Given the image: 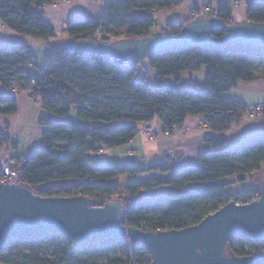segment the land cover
Wrapping results in <instances>:
<instances>
[{"label": "trees", "instance_id": "16d2710c", "mask_svg": "<svg viewBox=\"0 0 264 264\" xmlns=\"http://www.w3.org/2000/svg\"><path fill=\"white\" fill-rule=\"evenodd\" d=\"M61 1L0 0V22L20 35L47 40L54 37V28L31 7ZM180 3V0H108L104 15L96 20L70 18L65 26L67 37L63 40L97 43L177 35L186 22L200 17L197 10L189 19L166 23L160 31L153 33L150 29L155 20L150 14L174 8ZM215 16L226 24L234 22L231 3L224 1L218 5ZM244 20L264 21V1L247 3ZM210 33L221 37L224 30L214 28ZM63 40L47 53L41 67L35 65L26 45H0L2 86H8L14 79L24 90L33 79L35 93L42 96L41 105L46 111L59 117L70 112L75 114L69 123L39 119L42 127L40 146L22 156L25 160L17 165L21 185L34 191V186L46 182L73 180L69 186L44 188L37 194L73 196L79 193L95 199L99 205L119 200L127 206L124 225L152 232L195 225L230 200L248 203L258 198L254 185L264 177L234 195L226 192L229 184L223 180L232 175H247L251 180L264 172V137L226 149L224 139L207 135L197 157L198 166L176 171L171 167L180 157L178 149L163 153L160 162L151 163L146 168L132 164H98L87 154L126 144L139 125L154 117L161 120L164 131L168 132L173 127H180L188 115L206 118L207 128L212 133L227 129L241 119L246 106L225 94L238 81L264 77V49L232 44L186 47L155 51L144 59L157 78L173 77L176 83L181 72L205 67V90H192L181 85H152L144 76L142 60L130 59L128 67H121L106 54L62 50L58 44ZM0 102L6 103L0 113H15L14 97L0 96ZM261 116L264 117V104ZM7 139V135L0 132V147ZM146 171L166 175L131 178L122 188L111 182L121 175L134 176ZM189 184H195V188L143 201H127L142 189L158 186L183 188ZM44 242L52 246L48 252L40 253ZM20 246L26 251H21ZM225 251L235 256L264 255V239L253 241L246 236H234L227 240ZM149 262L147 248L127 238L110 237L78 243L59 232L47 231L32 238L11 239L0 247V264Z\"/></svg>", "mask_w": 264, "mask_h": 264}, {"label": "water", "instance_id": "95a60500", "mask_svg": "<svg viewBox=\"0 0 264 264\" xmlns=\"http://www.w3.org/2000/svg\"><path fill=\"white\" fill-rule=\"evenodd\" d=\"M214 28L223 29L224 34L212 36L210 31ZM225 44L264 49V21L226 24L215 15H203L186 22L177 35L97 43L67 39L58 47L106 54L117 63L119 58L143 60L155 51ZM254 186L259 194L255 200H230L195 225L152 232L124 225L127 206L119 200L99 205L83 195L43 196L23 185L0 182V247L11 239L53 231L78 243L127 238L147 248L148 264H264L263 254L235 256L225 251L227 240L234 236H246L253 241L264 239V178ZM174 194L178 193L168 195Z\"/></svg>", "mask_w": 264, "mask_h": 264}, {"label": "crops", "instance_id": "0c3cea01", "mask_svg": "<svg viewBox=\"0 0 264 264\" xmlns=\"http://www.w3.org/2000/svg\"><path fill=\"white\" fill-rule=\"evenodd\" d=\"M107 1L108 0H63L55 5H45L42 7L33 6L31 10L40 13L41 17L54 28V37L44 40L23 36L0 22V45H12L17 43L26 45L33 57L35 65L41 67L46 60L47 53L56 45L57 40L62 36L67 37L66 32L63 31V29L65 30L64 26H66V22L70 18L98 19L104 15ZM180 1L181 3L174 8L156 11L150 14L155 20L154 32L160 31L166 23L189 19L193 15L194 10H199L203 6H205L203 10L204 13L209 14L224 1L231 3L232 15L234 17L236 16L237 18L241 17L244 19L247 3L264 0H208V5H204L206 0ZM234 1L239 3L234 5ZM206 6L208 8H206ZM204 77L205 67H201L197 71L181 72L177 83L174 81L173 77H165L162 80L164 81L163 86L181 85L192 90H205ZM4 95H8L7 91L4 86L0 84V96ZM225 95L244 104L246 108H250L255 104L262 105L264 104V77L248 82L238 81ZM15 102V113H0V132L11 137L14 158L25 156L30 151L40 146L42 127L38 123L39 119L69 123L75 118L74 112H70L69 115L63 117L49 113L42 107L41 101L36 95L29 94L25 91H21L17 94ZM5 106L6 103L0 102V109ZM202 119L200 115H188L184 118L183 126L188 127L189 130L184 131L182 129H177L165 134L161 120L158 117H154L151 121L142 124L154 133L153 138L150 139L148 134L141 132V130H137L132 139L126 144L116 147V151L122 155L135 153L138 159L136 163L132 165L146 168L151 163L160 162L163 153L178 149L180 157L171 167L172 170L176 171L198 166L197 157L204 147L203 140L207 135L214 134L216 137L224 139L226 141V149H232L257 137H264V117L253 118L243 115L238 122L230 124L227 129L217 133H212L208 128H203L201 124ZM102 149L99 152L89 153L98 154ZM208 149H211V147H208ZM100 158L101 157H99V159ZM103 159L107 160L108 158L105 157ZM121 165L124 164L122 163ZM141 174L144 173L131 176V178L144 179L143 177L145 176ZM150 176H152V174ZM223 181L229 184L226 192L230 195H234L249 187L247 175H232L225 178ZM188 186L189 185H186L183 188L161 186L158 187V189L160 188L158 193H153L150 192L152 190H149V194L137 195L138 197H135L132 202L143 201L172 193H181L187 190Z\"/></svg>", "mask_w": 264, "mask_h": 264}, {"label": "built area", "instance_id": "2783aa9c", "mask_svg": "<svg viewBox=\"0 0 264 264\" xmlns=\"http://www.w3.org/2000/svg\"><path fill=\"white\" fill-rule=\"evenodd\" d=\"M237 4V2H235ZM50 5H55V4H50ZM207 8V6H206ZM201 13L203 14V9H201ZM212 15H215V12L211 13ZM236 17V16H235ZM233 16L234 21H243L244 19L241 17H236ZM121 67H128L130 63V59L127 58H119V61L117 62ZM144 76H147L146 73H144ZM35 81L33 79H30L29 82L26 84V88L22 90L18 85L17 82L14 79H11L9 82V85L4 87L7 91V94L11 97H16L17 94L21 91H25L29 94H34L36 95L40 101H41V95L39 93H35ZM261 110H262V105L261 104H255L251 108H249L246 112V116L249 117H254V118H260L261 116ZM202 127L207 128V121L206 118L202 117ZM177 129H182L184 131L189 130L188 127L186 126H181V127H173L172 130H177ZM137 130H141V132L148 134L149 138H153L154 134L149 130L144 125L140 126V129L137 128ZM136 130V131H137ZM165 134H168V131H164ZM8 139L7 141L0 147V182L5 183V184H19L20 183V173L17 169V165L19 162H22L25 160L24 157H20L19 160L15 159L12 153V140L10 136H7ZM58 181V180H56ZM62 181V180H61ZM55 181H50L46 182L40 185L34 186V192L37 193V191L44 189V188H53L52 184ZM61 187V186H60ZM74 195H81L79 193L74 194ZM87 197V196H86Z\"/></svg>", "mask_w": 264, "mask_h": 264}, {"label": "rangeland", "instance_id": "374dc122", "mask_svg": "<svg viewBox=\"0 0 264 264\" xmlns=\"http://www.w3.org/2000/svg\"><path fill=\"white\" fill-rule=\"evenodd\" d=\"M235 2H237V1H234V5H236L235 4ZM237 3H239V2H237ZM204 5H208L207 3H205ZM233 5V6H234ZM204 7L205 6H203L201 9H203L204 10ZM208 8V7H207ZM201 9H199V10H197V13H198V15L199 16H203V15H207L206 13H204V11H203V14L201 13ZM212 12H215V10H213ZM211 12V13H212ZM211 13H209V15H211ZM232 18H233V15H232ZM65 27V26H64ZM154 29H155V27H152L151 29H150V31L153 33L154 32ZM63 31H65L64 29H63ZM63 39H66V37H60L58 40H57V42H59L60 40H63ZM142 66L144 67V70H143V72L144 73H146L147 74V77H146V79L152 84V85H163L164 84V81L162 80V79H160V78H157L156 76H155V73H154V71L150 68V67H148V64H147V62H146V60H142ZM252 107V106H251ZM250 107V108H251ZM249 108H246V111H245V113H244V115H246V112H247V110H248ZM254 118V117H253ZM142 125V124H141ZM140 125V126H141ZM89 126H91V125H89ZM181 126H183V124L181 125ZM180 126V127H181ZM139 128V127H138ZM140 129V128H139ZM173 131V130H172ZM152 132V131H151ZM153 133V132H152ZM170 133V132H169ZM154 134V133H153ZM149 137V136H148ZM121 146V145H120ZM101 150V149H100ZM100 150H98L97 152H99ZM87 156H89V157H93L94 159H95V161L98 163V164H104V165H121L122 163L124 164V165H126V164H134V163H136V161H137V159H138V156L135 154V153H130L129 155H127V154H124V155H122V154H119L117 151H116V147H114V148H103L102 149V151L100 152V153H98V154H96V153H88L87 154ZM98 157V158H97ZM99 157H101L100 159H99ZM108 158L107 160L106 159H103V158ZM144 174H141V175H143V176H145V177H143L144 179H148V178H150V177H163V176H165L166 174H164V173H159V172H149V171H146V172H143ZM152 174V176H150ZM150 176V177H149ZM260 176H264V172H262V173H260V174H258V175H256L255 176V178H253V179H251V180H249V185H252L253 184V182L256 180V179H258ZM128 178H131V176H129V175H121V176H119L118 178H116V179H114V180H112L111 182L112 183H116L117 184V186L119 187V188H122V186H124L125 184H126V182L128 181L127 179ZM249 179V178H248ZM72 182H74L73 180H58V181H55L53 184H52V186H54V187H60V186H69ZM110 183V182H109ZM158 187H161V186H158ZM158 187H153V188H151V189H148V190H144V189H142L138 194H136V195H134V196H132V197H129L128 199H127V201H132L135 197L137 198L138 196L137 195H139V196H141V195H143V194H149L150 192H153V193H158V191L160 190V188L158 189ZM195 188V184H189V186H188V191H190V190H193ZM149 190H152V191H150L149 192ZM160 193V192H159ZM113 199H115V197L113 198ZM46 242V241H45ZM44 242V243H45ZM52 245H51V243H45V245L42 247V250L40 251V253H45V252H48L49 251V249H50V247H51ZM19 249L21 250V251H26V248L24 247V246H20L19 247Z\"/></svg>", "mask_w": 264, "mask_h": 264}]
</instances>
